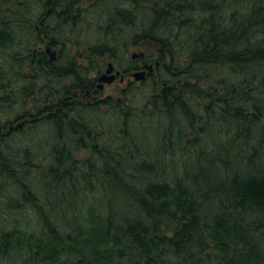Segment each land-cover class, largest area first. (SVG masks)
Segmentation results:
<instances>
[{"label":"trees","instance_id":"obj_1","mask_svg":"<svg viewBox=\"0 0 264 264\" xmlns=\"http://www.w3.org/2000/svg\"><path fill=\"white\" fill-rule=\"evenodd\" d=\"M0 264H264V0H0Z\"/></svg>","mask_w":264,"mask_h":264},{"label":"flooded vegetation","instance_id":"obj_2","mask_svg":"<svg viewBox=\"0 0 264 264\" xmlns=\"http://www.w3.org/2000/svg\"><path fill=\"white\" fill-rule=\"evenodd\" d=\"M47 47H48V45L46 44L45 51L48 55L49 53L47 52ZM52 48H53V51L56 52V55H57L56 59H58L60 49L56 48V46L55 47L52 46ZM132 48L135 49L136 45H131L129 53H130ZM82 49H83V47H82ZM135 52L132 51L130 54L131 58L129 60L132 63V65L130 67H124L123 68L122 66H120V68H116V66H115V70L113 71V73H116L117 70H120V74L117 75V77L121 78V80H124L125 77L128 75L133 76L134 71H138V70H141L144 68V64L146 62H144L143 55H139L138 57L133 58L132 55ZM137 52H138V50H137ZM102 56H104V55H102ZM102 56L101 55H93L92 56V58H91L92 64L90 61L91 66L89 67L90 70H89V75H88L90 80L88 81L87 85H85L86 90L83 92L81 89H79L75 95V98H74L78 104L99 103L100 101H104V100L108 99L109 97H111L108 95V96H104V97L100 98V97H98V94H97L99 92L104 91L105 86L107 85V83L103 84L102 82H100V77L107 71V70L105 72L100 71L101 66H100L97 58L102 57ZM48 57H49V60L52 61L51 55L50 56L48 55ZM93 60H94V62H93ZM109 63H111V62H109ZM109 63H108V66H109ZM156 63H157V61L155 62V70H154L155 77L157 76V70H158V67L160 66V64L157 66ZM95 65H97V66L95 67ZM154 72H152V73H154ZM152 73H150V74H152ZM98 74H99V76H98ZM150 74L149 75L147 74L148 76H146V78L149 77ZM137 86L139 87V89L141 88V85L137 84ZM140 91H141V89H140Z\"/></svg>","mask_w":264,"mask_h":264},{"label":"rangeland","instance_id":"obj_3","mask_svg":"<svg viewBox=\"0 0 264 264\" xmlns=\"http://www.w3.org/2000/svg\"><path fill=\"white\" fill-rule=\"evenodd\" d=\"M46 43H47V42H46ZM41 48L45 50V49H46V44L41 45ZM56 48L59 49V46H56ZM84 49H85V48L83 47V50H84ZM137 50H139L138 47H136L135 49L132 48L131 51H130V53L128 52V55H129L128 59L131 58V55H130L131 52H132V51L135 52V51H137ZM48 55L50 56V54H48ZM97 59H98V62H99V64H100V66H101V68H100V71H101V72H105V71L107 70V68H108V63H109V62H112V63L116 66V68H120V64H119V62L117 61L116 58H114L113 56H111L110 53H107V54H105L104 56L99 57V58H97ZM101 72H100V73H101ZM148 75H149V74H148ZM98 76H99V74H98ZM147 78H148V77H147ZM147 78H145L144 80H135L134 76H132V75H128V76L125 77L124 80H121V78H118V77H117L112 83H110V84L107 83V85L105 86L104 91L97 93V94H98V97L102 98V97H104V96H108V95H109V96H112L113 98H118V97H120V96L122 95V91H123L128 85H130V84H132V83H137L138 85H141V88H142V83L145 82V81H147V80H146ZM99 103H100V106H101V107H105V106H102V105H101L102 101H100ZM20 121H21V120H19V121H17V122H13V123H11V124L16 125V124L19 123ZM11 124H8V125L10 126ZM9 126H8V128L6 127L5 129L2 128L3 131H4L5 133L8 132V130H9ZM88 153H89L88 150H82V151L78 154V156H79V157H86V156L88 155Z\"/></svg>","mask_w":264,"mask_h":264},{"label":"water","instance_id":"obj_4","mask_svg":"<svg viewBox=\"0 0 264 264\" xmlns=\"http://www.w3.org/2000/svg\"><path fill=\"white\" fill-rule=\"evenodd\" d=\"M47 52L51 55V60H55L57 58L56 52L53 51L52 47L50 45H48L47 47ZM139 55H142L141 53H133V58L138 57ZM159 62L156 63V65H158ZM115 70V65L113 63H109L108 69L107 71L100 77V82H102L103 84L105 83H112L117 75L120 74V70H117L116 73H113V71ZM154 70L153 64L151 63H146L144 64V68L142 70L136 71L133 73V76L135 78V80H143L146 75L148 74V72H152ZM102 84V85H103ZM24 126V122H20L16 125L11 124L9 127V131L12 130H17L19 128H22Z\"/></svg>","mask_w":264,"mask_h":264},{"label":"bare ground","instance_id":"obj_5","mask_svg":"<svg viewBox=\"0 0 264 264\" xmlns=\"http://www.w3.org/2000/svg\"><path fill=\"white\" fill-rule=\"evenodd\" d=\"M151 63L153 64V67H154V70H155V62H154V63H153V62H151ZM151 63H150V64H151Z\"/></svg>","mask_w":264,"mask_h":264}]
</instances>
